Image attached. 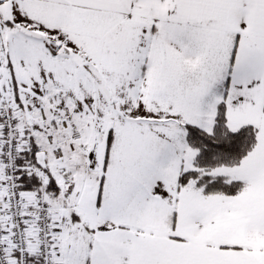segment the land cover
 <instances>
[{
	"label": "snow or ice",
	"instance_id": "6c2138e0",
	"mask_svg": "<svg viewBox=\"0 0 264 264\" xmlns=\"http://www.w3.org/2000/svg\"><path fill=\"white\" fill-rule=\"evenodd\" d=\"M0 264H264V0H0Z\"/></svg>",
	"mask_w": 264,
	"mask_h": 264
}]
</instances>
